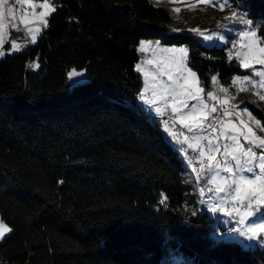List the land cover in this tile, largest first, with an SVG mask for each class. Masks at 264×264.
<instances>
[{
	"label": "trees",
	"instance_id": "obj_1",
	"mask_svg": "<svg viewBox=\"0 0 264 264\" xmlns=\"http://www.w3.org/2000/svg\"><path fill=\"white\" fill-rule=\"evenodd\" d=\"M229 1L264 42V0ZM55 9L36 44L0 60V264H264V249L215 240L197 209L179 144L137 102V45L185 46L204 92L249 70L227 44L172 32L150 0ZM72 68L87 80L69 88ZM247 107L264 130L263 108Z\"/></svg>",
	"mask_w": 264,
	"mask_h": 264
},
{
	"label": "rangeland",
	"instance_id": "obj_2",
	"mask_svg": "<svg viewBox=\"0 0 264 264\" xmlns=\"http://www.w3.org/2000/svg\"><path fill=\"white\" fill-rule=\"evenodd\" d=\"M153 4L163 6L167 8L172 16L173 20L170 23V30L174 33H184L190 32L194 34L198 40L206 46H223L227 44L229 37L232 35L235 26L237 25V21L231 18L230 15L226 14L229 8V0H212V3H203L201 0H150ZM49 2L55 7V0H49ZM44 3V0H0V4L3 7H0V11L4 13V24L6 26L4 31V43L0 46V51L4 53V55L0 56V60L6 57L7 55H11L14 53L21 52L26 47L32 46L37 43L40 35L42 34L43 30L46 28L43 24L36 20L33 17V12L39 14L44 9L40 8L39 6ZM226 5L223 10H221L220 5ZM31 5H35V9L31 7ZM231 6V5H230ZM12 9V16H9L8 9ZM229 8V9H228ZM179 9V11H176ZM231 13V12H230ZM229 13V14H230ZM50 14L46 17L47 23ZM232 15V14H231ZM22 20L28 21V23H22ZM234 26V27H233ZM31 27L36 34V41L33 43L31 39V35L28 33L27 29ZM39 29L37 32L36 29ZM190 29H199L201 32H204L205 36H212V39H205L204 36L198 34L197 32L190 31ZM254 29H250L252 31ZM257 40L260 47H264V42L257 36ZM15 41L18 46L19 50H14L12 48V42ZM144 41L147 45L145 47L144 52H141L140 49V42ZM137 45V51L139 52V59L136 63V66L139 64L142 68V71H137V67L135 69L139 74L142 80V87L137 96V102L145 112L149 113L152 117L162 116L164 114L173 113L170 102L165 104V102H159L156 105L149 106L144 101L140 99V93L144 90L145 87V73L148 74V82L149 84L152 83V77L156 76L158 80L162 83L171 84L172 80L169 78V71L172 69L173 64L172 62L175 60L176 62L183 61L185 70L181 73H176L175 71L172 72V78L175 79L177 75L182 76L183 79L180 81L181 83L186 82V87L195 92L197 87L203 88L198 78L197 74L196 77H190L188 75L187 69H190L194 72L188 65V56L189 52L185 46L179 45H166L157 43L160 48L166 49H179L184 48L187 49V57H183V54L176 52H161L159 48L156 47L157 44L153 43L152 40L143 39ZM248 43L247 38L243 39L240 48L237 49L234 54H232V58H236L241 65V59L243 58V53L247 51L244 47ZM237 53H241V56H237ZM253 62L252 69H246L242 67L244 70H249L250 77L254 81L256 85L260 86V81H264V76H256V72H264V64H256ZM37 64L36 62L32 63L33 65ZM74 68L70 69L67 72V85L69 88L73 87L74 85L83 83L87 80V74L83 69H75L77 72H80L82 75L69 78L68 73L72 71ZM195 73V72H194ZM239 77V76H236ZM233 78L234 79L236 78ZM244 78V77H243ZM241 78V81L243 80ZM232 83L229 86L226 85H219L216 81L214 89L211 91L216 99H210L207 97L208 92L200 93V98L204 100L207 108L198 109V111H203L209 116V121L215 112H211L213 107L216 108L214 102L216 101L223 106H227L230 102H233L237 107L238 114L231 115V116H224L221 120L222 123H219L216 127V133L218 135V140H212V143L220 149L219 152H205L208 163V156L215 155L217 160L227 161L228 165L235 169V162L232 161L231 157H225L224 155V145H233L234 142L227 137L235 135L237 137L238 143L244 148L247 149L248 147H252L253 151L257 152L258 156L264 152L261 148L255 147L252 143H249V140L245 139L246 136L252 137L253 134L255 137H260L264 139V130L261 126L260 120L255 116V114L247 107L248 103H251L255 107L263 108L264 110V100H261L259 95L254 93H243L240 91L241 89V82H237L235 84ZM225 88L228 89L227 92H221L220 89ZM264 89V87H261ZM151 92L149 91L146 94V98H150ZM191 103H190V102ZM227 101V103H224ZM188 104H198V101H194L191 99L187 100ZM156 108H160V112L156 111ZM217 109V108H216ZM246 109V111H245ZM188 111V110H185ZM174 114V113H173ZM250 114V117L249 115ZM176 115V114H175ZM178 119V118H177ZM243 123H240V121ZM179 121V120H178ZM231 121L232 123L229 124L228 122ZM162 122V121H161ZM164 123H162L163 125ZM205 124V123H204ZM189 126H191L189 122ZM163 132L168 135L166 128L162 127ZM251 129V132H249ZM221 131L225 132L224 136H221ZM185 139L184 146L182 148H178V151L185 160V175L187 176V182L192 187L193 193L196 194L198 206L197 209L200 211H207L214 219L215 225L219 228V230L214 234L215 240H223V241H234L238 242L244 247L247 248H261L264 249V240L260 237H264V233L258 234L257 238L249 239V235H241L240 232L246 231L248 226L251 223H258L264 221V204L259 206V210H257V206L253 205V212L254 215L247 217L243 224L239 223L240 217L237 216L234 212L231 216L227 213L232 211V209L239 208L242 212L245 210L244 204L247 202L245 201L243 204L236 201L234 199L235 192L233 185L232 188H227L226 185L224 192H217L215 191L216 183L210 182V177L215 176V172H207L205 169V174L201 175L199 178L197 177V171L201 170V157H197L196 160L190 161L189 157L191 156L190 152L201 148V137L194 136V137H187ZM254 138V137H253ZM225 139H228V142H225ZM169 140L173 141L171 137ZM208 142V140H207ZM259 141H256L258 144ZM192 145V147H189ZM204 151V150H203ZM189 154V155H187ZM243 162V158H242ZM204 164L205 166L207 165ZM194 169L196 171H194ZM258 173V169H257ZM242 175L251 176L250 173H239ZM220 177L227 178L228 182L231 183L234 177H232L229 173L220 171ZM221 181L219 178L217 179V183ZM209 188L213 189L209 191ZM201 189H203V194L201 193ZM212 205H219L216 212L210 210V206ZM220 208H223L224 211H221ZM4 225H6L1 219ZM9 228L8 225H6ZM224 228V229H221ZM236 228L239 231L232 232L231 229ZM10 229V228H9ZM9 232L5 233V236ZM4 236V237H5ZM3 239V238H2ZM0 239V241L2 240Z\"/></svg>",
	"mask_w": 264,
	"mask_h": 264
},
{
	"label": "snow or ice",
	"instance_id": "obj_3",
	"mask_svg": "<svg viewBox=\"0 0 264 264\" xmlns=\"http://www.w3.org/2000/svg\"><path fill=\"white\" fill-rule=\"evenodd\" d=\"M203 3H212V0H201ZM226 5L221 4L220 8L223 10V8ZM0 7H3L2 4H0ZM33 9H35V5H31ZM40 8L44 9V11H41L39 14H36L33 12V17L36 20H39L44 27H47V20L46 17L50 14V12H55V7L49 2V0H44V3H42ZM9 16H12V9L9 8ZM176 11H179V9H176ZM236 12H232L231 18L237 17ZM239 22L244 25H251V20L245 19L243 16L239 17ZM22 23H28L26 20H22ZM5 24H4V13L0 11V46L4 43V31H5ZM28 33L31 35L32 42L34 43L36 41V34L33 31L31 27L27 29ZM36 31L38 32L39 29L37 28ZM190 31L197 32L198 34L204 36L205 39H212V36H205L204 32H201L199 29H190ZM240 39L247 38L248 43L244 46L247 51L243 53V58L241 59V66L246 69H252L253 68V62L256 64H264V47H260L258 40H257V32L255 30L252 31H241L239 33ZM147 45L144 41L140 42V51L144 52L145 47ZM235 47V45H233ZM157 48L161 52H172L176 53L179 52L183 54V57H187V49L179 48V49H166V48H160V46L157 44ZM12 48L14 50H19L18 44L13 41L12 42ZM4 55L2 51H0V56ZM237 56H241V53H237ZM232 57V53H229V58ZM173 67L169 71L168 75L169 78L172 80L171 84L168 83H162L160 80L157 79L156 76L152 77V83L149 84L148 82V74L145 73V87L144 90L140 93V99L144 101L149 106L156 105L159 102H165V104H168L170 102L172 112L176 114L179 122L183 124L185 127L188 128V131L193 130H202L205 127L204 122L208 121L209 116L203 111H198V109L207 108V105L205 104L204 100L200 98V93L204 91L203 88L197 87L195 92L189 90L186 87V82L181 83L180 81L183 79L182 76L177 75L175 79L172 78V72L175 71L176 73H181L185 70V65L183 61L176 62L175 60L172 62ZM34 67H39L38 64H34ZM137 71H142L141 66L138 64ZM188 75L190 77L195 78L196 73L192 72L190 69H187ZM82 75L80 72H77L75 69L70 71L68 73V77L71 79L73 77H77ZM256 76H264V72H256ZM217 77L213 76L212 81L216 82ZM241 83H251V77L245 76L243 80L241 81L240 77H236L233 81V84L237 82ZM260 86L264 87V81H260ZM243 91L244 89H240ZM151 92L150 98H146V94L148 92ZM221 92H227L228 89L221 88ZM207 97L210 99H216V97L213 95L211 91L207 93ZM261 100H264V95H260L259 97ZM191 99L194 101H198V104H191L189 105L187 100ZM224 103H227L225 101ZM188 110V111H185ZM157 112H160V108H156ZM217 109L213 107L211 109V112H216ZM246 111V109H245ZM225 116H231L232 113L229 111H225L223 113ZM250 117V114H248ZM189 122L191 126H189ZM167 124L168 122L165 121ZM229 124L232 122L229 121ZM240 123H243L241 120ZM211 127V125H208ZM212 131H215V128H212ZM249 132H251V129H249ZM221 136L225 135L224 131H221ZM254 137V138H253ZM228 139H231L234 144L233 145H224V155L225 157H231L232 161L235 162V169L228 165V162L217 160L216 156L210 155L208 156V163L205 166L203 163H201V170L197 171V177L199 178L201 175L205 174V169L207 172H215V176H211L210 182L216 183L215 191L217 192H224L226 189L224 185L227 186V188H232L233 185H235L234 192L235 197L234 199L240 203H244L245 210L242 212L239 208H233L232 211L228 212L227 214L231 216L233 212L240 217L239 223L243 224L245 219L247 217L253 216V205L255 204L257 206V210H259V206L264 204V152H262L259 156L257 152L253 151L252 147H248L247 149H244L237 141V137L235 135L227 137ZM187 140L188 138L185 137ZM205 139L208 140V152H219L220 149L216 147L212 140L208 137H205ZM245 139L249 140V143H252L255 147L261 148L264 150V139H261L260 137H255L254 134L252 137L246 136ZM259 141L258 144H256V141ZM189 147H192V145H189ZM199 155L201 158H203L206 153L203 150L199 151ZM243 158V162H242ZM258 169V173H257ZM229 173L234 179L231 183L228 182L227 178L220 177V171ZM194 171H196L194 169ZM250 173L251 176L248 175H242L239 173ZM221 181L220 183H217V179ZM213 189L209 188V191H212ZM201 193L203 194V189H201ZM166 199V198H165ZM161 203H164V200L161 201ZM219 205H212L210 206V210L213 212H216ZM221 211H224L223 208H220ZM264 215V214H262ZM11 229L7 228L6 225H4L2 222H0V239L4 238L6 232H10ZM232 232L239 231L236 228L231 229ZM264 233V221L258 222V223H251L246 231L240 232L241 235H249V239L257 238L258 234ZM262 240H264V237H260Z\"/></svg>",
	"mask_w": 264,
	"mask_h": 264
},
{
	"label": "built area",
	"instance_id": "obj_4",
	"mask_svg": "<svg viewBox=\"0 0 264 264\" xmlns=\"http://www.w3.org/2000/svg\"><path fill=\"white\" fill-rule=\"evenodd\" d=\"M230 12H236L238 15L235 18L237 21V25L235 26L234 32L232 33L231 37L228 39L227 45H228V51L229 53L231 52L232 54H234V52L240 48V44L242 42L243 39H240L239 37V33L241 31H249L250 29H252V23L251 25H244L241 24L239 22V17L243 16L245 19H249L248 14L246 11H244L243 9H241L238 6H230ZM155 41V39L153 40ZM235 45V47L233 46ZM245 77V76H244ZM244 89L243 93H254L257 95H264V89L259 87L258 85H256L254 83V81L251 78V83H242L241 84V89ZM214 105L217 108V111L215 112V114L212 116V118L210 119V121H205V127L202 130H193V131H188V128L185 127L183 124H181L178 119L177 116L173 113H168V114H164V115H160L158 117H156L157 120L159 121H167L168 124L170 125L171 131H172V137L174 139V141L179 144L180 148H182L184 146L185 143V137H194V136H199L201 137V142H200V146L201 148L196 149L192 152H190L191 156L189 157L190 161H192L193 159L196 160L197 157H200L199 155V151L200 150H204L205 152H208V142L207 139H205V137H208L209 139H213V140H218V135L216 133V127L219 123H222L221 120L222 118L225 116L223 115V113L225 111H229L232 113V115H236L238 114L237 112V107L235 106V104L233 102H230L227 106H223L222 104L217 103L216 101L214 102ZM208 125H211V127H209ZM215 128V131H212V128ZM264 135V134H263ZM225 142H228V139H225ZM209 154V152H208ZM189 155V154H187ZM202 163L206 164L207 163V159L206 157L201 158Z\"/></svg>",
	"mask_w": 264,
	"mask_h": 264
},
{
	"label": "crops",
	"instance_id": "obj_5",
	"mask_svg": "<svg viewBox=\"0 0 264 264\" xmlns=\"http://www.w3.org/2000/svg\"><path fill=\"white\" fill-rule=\"evenodd\" d=\"M229 4H230V3H229ZM230 5H231V4H230ZM230 5H229V8H230ZM229 8H228V9H229ZM229 13H230V10L226 11V14L232 16V15H231L232 13H230V14H229ZM234 20L236 21L235 18H234ZM233 27H234V26H233ZM233 32H234V30H233ZM152 42L155 43V44H157L156 41H153V40H152ZM239 77H240V78H243V77H241V76H239ZM189 102H190V101H189ZM190 103H191V102H190ZM163 123H164V124L162 125V127L166 128L167 133H168V136L171 137V139H172V131H171L170 125H169L168 123L166 124L165 122H163ZM204 123H205V122H204Z\"/></svg>",
	"mask_w": 264,
	"mask_h": 264
}]
</instances>
